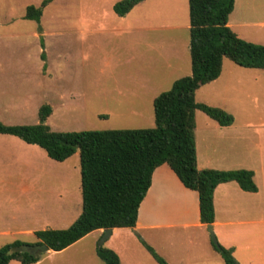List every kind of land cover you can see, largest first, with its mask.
I'll return each instance as SVG.
<instances>
[{
  "label": "rangeland",
  "instance_id": "rangeland-1",
  "mask_svg": "<svg viewBox=\"0 0 264 264\" xmlns=\"http://www.w3.org/2000/svg\"><path fill=\"white\" fill-rule=\"evenodd\" d=\"M42 1L0 0V121L36 124L49 105L53 131L154 127V98L191 74L188 0H147L123 17L113 11L118 0H53L39 21L25 19L26 7ZM229 17L240 38L264 45V0H236ZM195 100L234 117L221 126L197 109L196 150L213 169L254 171L259 194L225 202L218 219L230 222L241 264H264V70L224 58ZM80 185L78 151L60 162L0 134V247L35 244V231L70 226L82 208ZM166 231L167 240L152 234L147 243L170 264H224L207 226L200 242L196 228ZM94 237L41 264H104L94 255L102 236ZM140 238L132 236L129 252L124 244L123 264H158Z\"/></svg>",
  "mask_w": 264,
  "mask_h": 264
},
{
  "label": "trees",
  "instance_id": "trees-1",
  "mask_svg": "<svg viewBox=\"0 0 264 264\" xmlns=\"http://www.w3.org/2000/svg\"><path fill=\"white\" fill-rule=\"evenodd\" d=\"M51 1L28 5L24 18L39 21ZM142 1L118 0L113 11L125 16ZM234 1L188 0L191 74L178 78L169 90L154 98V127L53 131L46 124L52 112L49 105L40 107L36 124L0 121V134L36 144L56 161L79 152L81 212L67 228L35 231V244L60 251L97 229L134 227L152 173L162 163L171 167L185 187L197 191L199 219L206 225L215 220L213 193L219 184L234 181L244 191L258 190L253 170L197 168L195 111H203L221 126L231 125L234 117L222 108L196 102V91L220 76L224 58L245 68L264 70V45L240 38L227 25ZM140 241L158 264H170L150 244L142 238ZM19 244L0 247V264L11 260L32 264L40 259L42 254L35 257L10 251ZM211 244L224 264H241L234 247ZM96 254L104 264H121L118 254L104 245L96 247Z\"/></svg>",
  "mask_w": 264,
  "mask_h": 264
},
{
  "label": "crops",
  "instance_id": "crops-1",
  "mask_svg": "<svg viewBox=\"0 0 264 264\" xmlns=\"http://www.w3.org/2000/svg\"><path fill=\"white\" fill-rule=\"evenodd\" d=\"M146 1L147 0L140 2L139 4L134 6L131 10H135L136 8L142 6ZM235 4H236V0L234 1V7L229 16L232 15L235 9ZM227 25L230 28L231 27L233 28L232 24L230 23V17L228 18ZM196 155H197L198 169H206L212 167L210 164H201L197 150H196ZM62 181L63 179L61 180V183H63ZM58 191L59 189H56L55 191L56 196L58 198H62V194H59ZM259 192H260L259 188L256 192L244 191L240 187H238V185L234 181L221 183L215 188L213 193L215 220L212 223V225L214 231L216 232L217 240L222 245L226 247L232 246L229 239L230 238L229 236L232 232L230 230L228 231L226 230L230 222L221 221L218 219L220 215V210L224 205V203L226 202V204L229 203L230 205H232L233 198L235 197L245 198L251 195H257L259 194ZM60 206L63 207L62 205ZM34 208L36 209V201L34 203ZM206 226L207 225L201 223L199 219V198L197 191L185 187L181 182V180L178 178V176L175 174V172L171 169V167L167 163H162L159 166H157L152 173L151 184L139 206L138 216L135 226L132 228L130 227L112 228L110 236L107 239H105L102 245L106 246L108 243H111L109 246L107 245L106 247L113 249L118 254L121 264H123L121 251L123 250L124 244H129V246H126L124 248V250L129 248L127 250V252H129L132 244L131 238L133 235L135 236L136 233H140V236L146 242L149 241L148 237L151 236L152 234L154 236H158L162 240H167L168 235H171L172 233L167 232L166 230H174V229L184 230L186 228L192 227L200 231L201 234L199 235V242H200L202 237L205 238L204 231L206 232ZM94 235H95L94 239L95 241H97V239H99L103 235V229H97L88 233L83 238L79 239L78 241L64 248L63 250L54 251L48 249V251L42 253L40 259L37 262L32 264H41L45 259L49 260L50 258H53V256H59L61 254H65L70 248L82 242V240L88 237H92ZM97 246L99 245H96L94 248L95 249L94 255L96 256H97L96 254ZM232 247H234V245ZM12 261H16V260H11L9 264H12L11 263ZM17 264H21V263L18 262Z\"/></svg>",
  "mask_w": 264,
  "mask_h": 264
},
{
  "label": "water",
  "instance_id": "water-1",
  "mask_svg": "<svg viewBox=\"0 0 264 264\" xmlns=\"http://www.w3.org/2000/svg\"><path fill=\"white\" fill-rule=\"evenodd\" d=\"M209 233L211 235V239L213 241L214 244H218V240L217 237L215 235L214 229H213V225L212 224H208L207 225ZM111 234V229L106 228L103 229V235H102V239L99 245H102V243L105 241V239H107ZM11 252H20V253H28L32 256H39L42 253H45L46 251H48V247L45 244H19V245H15L10 249Z\"/></svg>",
  "mask_w": 264,
  "mask_h": 264
}]
</instances>
